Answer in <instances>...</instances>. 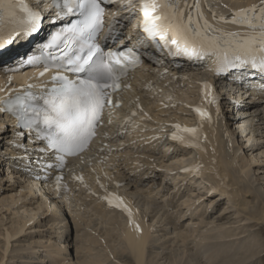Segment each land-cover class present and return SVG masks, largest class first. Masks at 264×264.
<instances>
[{
	"label": "bare ground",
	"instance_id": "6f19581e",
	"mask_svg": "<svg viewBox=\"0 0 264 264\" xmlns=\"http://www.w3.org/2000/svg\"><path fill=\"white\" fill-rule=\"evenodd\" d=\"M212 1L216 2L217 0ZM220 1H222V5L224 4L220 9L222 11H228L231 8H236L237 4L239 5L237 8H243L245 5L248 6L252 2L258 0ZM206 2L207 0H200V5L204 15L209 18L210 7H208ZM192 3L193 0H188L189 5H191ZM181 6H183V0H181ZM215 7H218L217 3ZM221 10L218 9V11ZM185 15L187 16V10L185 11ZM193 15L195 18L196 14L194 13ZM210 19L214 21L212 17H210ZM192 81H194V79L185 82L186 84H190L192 83ZM6 83L7 82L4 79L0 80V95L3 92L2 87H5ZM180 109H186V106L184 105ZM163 113H165V111L159 113V115H162ZM237 114L238 118L232 119L233 122L245 120L247 118H250L251 121H257L255 126L253 127V138L245 139L244 136H241V141L237 140L236 137H238L239 135L236 134V132L239 133L238 129L227 130L223 126L221 119H215L211 125L208 126L207 124H205L206 131L204 133V136L200 139V144L193 145L195 147V150L193 151L194 153L184 150V147L173 148L171 149L172 152L170 154H172V157L174 159L171 160L172 162L166 164L165 166L163 164L164 160L167 157L169 158V156H167L168 154H166V151L162 153H160L158 150L157 152H144L143 161L145 168L147 169L142 171L141 173H137L134 178H129L130 184L138 186L143 185V189L145 187V190L147 191L145 192V195H142V186L138 188L139 193L134 191H126V194L128 195L131 203H134V196L132 195H135L137 193L140 194L141 199L144 197H151L155 200H163L164 202L165 200L162 197L168 194L165 199L169 197L167 199V202L170 204V207L167 206V209L161 208L158 210L160 211L163 209V215L167 214L170 216H167L169 218H175L176 214H180L178 218H181L183 217L182 214H186V216L188 214L192 215L193 213L195 214L200 210L202 211V213H205V211L206 213H209V210L212 209V215H209L206 218L202 217V221L194 224V230L198 229V233L193 230V234H191L190 239L193 238L192 244H195L198 253L193 255L195 247L193 246L191 248V246L189 247V245H187L186 240L188 239V237L186 239L185 236L182 235V233L177 234L183 238V246H187V249L190 248L191 253L193 252L184 260L183 264H234V259H236V262L238 264H253L254 262V264H264V245L258 242V240L256 241L255 239L258 234H255L254 237L253 234H251V236L249 237L238 236V232L240 230H242L240 235H243L245 234L244 232H246V229H244L245 226H243V220L246 221V224L253 223L252 226H259L261 224H264V182H261L264 178H262V176H259V174H264V163L256 164V162H261L262 159L264 160V104L254 106L251 109V112H238ZM171 115L172 117L176 118L180 117L178 115H175L174 112H172ZM229 115L231 114L229 113ZM7 121L8 120L6 116H2L0 114V129H2L3 126L10 127L9 129L6 128L0 131V168L6 170V172L8 171L9 175H11L9 177L16 179V181H19L21 184L14 181L19 185L13 186L11 184H8V182H1L0 180V189L8 188L10 192L8 196H5V192L0 193V196L2 197L0 204L4 205L7 208L8 212L14 214V217H12V226L10 228H6L5 232L2 234L3 246L2 255L0 258L1 263H6L7 259L10 257L9 254H11L13 239L18 238L19 236V239L22 236H29L26 234L32 233L30 231L32 227L35 226L37 222L41 220L45 221L47 218V221L45 222L49 224V229H51V231L47 230V235H49V237L44 239L37 238V240L29 241L28 245L33 244L34 242L41 244V247L43 246L44 248V250L42 251H46V258H49L48 262L53 261L55 257H59L62 254L65 255V252H67L68 254L65 255V258H71V262L66 263V261H63V264H80V260L78 258L77 260L76 257H74V254H69V245L71 239L69 237V221L67 222L68 215L65 212L67 209L63 206L57 205L54 202L51 203L52 200L47 201L43 199V197L37 198L36 194H46L44 193L46 187H40L39 183L37 184L33 180L25 178L20 171H16V169L14 168V164H11L13 153L9 152V141L12 137L14 128L11 126V124L7 123ZM235 126L237 128L239 127L241 131L243 130V128L246 129L245 125H242L241 123L236 122ZM253 139L255 143H253ZM249 143L251 144L250 146L248 145ZM196 157H198V159H201L205 163V167L200 171V176H194V173L188 171L182 172V169L191 164L192 160ZM154 158L155 160H153ZM157 160L158 162H156ZM159 167H165L167 171H169L170 169L181 171L178 172L179 174L177 176H173L172 178V180H174V186L163 184L162 189L165 190L167 188V190H169L168 192L157 190L161 187V185L159 186L157 181H155L154 176H160V174L158 173ZM149 175L151 176L149 177ZM193 178L200 179L201 181H195ZM204 179H208L210 186L205 187V193H199L198 187H201L203 189V192L205 190L203 187L204 184H202L203 181H205ZM182 180L185 181V183L183 184L187 186H190L194 183L197 184V187H195L193 190L194 192L190 195L191 197L188 196L187 199H184V196L189 193L184 190L185 187L182 184ZM11 182H13V180ZM16 187L17 189H15ZM196 191L198 194L196 193ZM207 193L209 194L207 195ZM212 193H214L213 196L217 195L220 199H224V201L226 200V204H223L227 206L225 207L224 205L223 212H230L231 210H233L234 214H237L236 216L240 214L247 215L245 219H242L245 217L244 215V217H242L240 220L243 227H239V230L237 228V231L235 230V228V232L233 231L234 233L229 232L223 235V229L226 227V222L223 225L220 223L221 221L219 220L222 218L221 215H219L216 219V212L218 210L215 209L216 205H213L220 199L218 198L213 200L211 197L208 198V196ZM180 194H184V196L179 198L178 195ZM67 198L68 200L70 199L69 197ZM89 200L91 199L89 198ZM142 200L140 202H142ZM212 201L214 203H212ZM147 204L149 206L144 207L145 211H143L142 208L139 207L140 205H134L132 207L130 204L131 215H129V213H125L123 216L124 220H121L123 218L121 214L115 211V209H110L108 206H106V204H104V201L102 200H100V203H93L88 206L90 208L95 205L99 208L100 213L101 210H104L106 212L112 211L113 213L121 217L119 218L121 227L118 225V223H115V221L110 225L113 226L112 230L116 231V233L118 232L119 234L120 231V243L122 244L123 250L128 254L120 255V252L119 256H117L115 245L106 246L105 244H108L109 241H107L105 237H102L100 239L102 240L101 243L98 237L92 236L91 234H87L84 237L83 242L86 243H84L85 245L76 244V252H79V250L81 249L84 252L85 256H87L86 249L92 251L94 249L93 247H96L95 245L93 247H87V244L91 243L92 241L91 237H93V239H96L94 242L98 241V249L99 252L102 253V255L96 257L87 256V262L84 260L86 264H115L110 260L112 256L113 259L117 258V260H120L121 263H124L122 262V260H124L126 264H147L150 253V246L153 249L161 250L160 252L150 253L151 256L154 257H159L164 252H169L166 251V249H170L172 247V243L170 242V240L165 239V234L156 236L153 235L155 231H158L155 230L157 229L156 226H158V221L154 219L152 223H149L147 214L150 211V208H153L156 211L157 209L153 207L154 202H152V200L147 201ZM219 205L217 207L221 206ZM69 209L73 211L74 207L71 206ZM173 210H175L176 213H173ZM83 213L84 211H80L78 216H81V214ZM149 213L150 214L148 215L153 216L151 212ZM232 216L233 215H231V217ZM108 217L115 219V216L113 215H108L105 218L109 220ZM38 218L40 219L37 220ZM76 218L77 217L75 216V220ZM78 219L81 223V217L77 218V220ZM35 220L37 221L34 222ZM216 220L219 221L217 222V224ZM90 221H93V219H90ZM173 221L175 220H172V223ZM54 225H57L58 229H56ZM137 225L139 227H137ZM86 226H88V223H86ZM174 226L179 227L178 223L174 224ZM78 228L79 227H76V232L78 231ZM226 228L230 230L228 227ZM26 231L28 232L26 234H23ZM105 231L108 235H110L108 232L109 229H106ZM52 234L53 237H51ZM102 235L103 234L100 233L98 234V236ZM224 237L225 239L220 240ZM113 242H115V239L113 240ZM155 242L156 244H153ZM41 247L37 248L34 245L32 247L33 252L28 251L24 256H20V258L24 259V264H34L38 257L37 254H39L40 250L42 249ZM240 250H245L247 253H249V255L246 256L247 254H242L241 256ZM201 253L207 254V256L205 257L204 254L200 255ZM256 256H258V263L257 259L255 258ZM254 259H256V261H253ZM108 260H110L111 263H107ZM173 264L180 263L175 260Z\"/></svg>",
	"mask_w": 264,
	"mask_h": 264
},
{
	"label": "snow or ice",
	"instance_id": "6c2138e0",
	"mask_svg": "<svg viewBox=\"0 0 264 264\" xmlns=\"http://www.w3.org/2000/svg\"><path fill=\"white\" fill-rule=\"evenodd\" d=\"M52 3L57 9L56 19L79 18L51 34L41 47L58 51L59 55L49 51L48 59L64 72L75 74V78L58 71L52 77V87L44 89V94L37 96L28 91L3 103L4 110L17 117L18 127L29 130V134L34 131L37 140L46 142L39 151L48 152L63 163L65 155H75L88 147L103 122L106 104L112 103L110 90L119 89L120 76L138 57L131 49L105 53L94 42L104 24L103 0H52ZM142 11L143 31L161 49L174 46L177 55L217 51L220 54L218 73L228 68H249L264 73V0L232 13L233 22L250 29L244 36L214 28L204 17L200 0H193L191 5L183 0V6L181 0H144ZM42 19V12L34 10L26 0H0V48L21 35L37 32ZM37 59L29 57L27 62L32 64ZM48 70L46 66L44 72ZM32 87L29 85V89ZM210 87L205 84L206 96ZM196 112L201 118H211L201 107ZM184 131L193 136L197 134L196 128ZM17 135L24 137L25 132Z\"/></svg>",
	"mask_w": 264,
	"mask_h": 264
},
{
	"label": "rangeland",
	"instance_id": "374dc122",
	"mask_svg": "<svg viewBox=\"0 0 264 264\" xmlns=\"http://www.w3.org/2000/svg\"><path fill=\"white\" fill-rule=\"evenodd\" d=\"M6 128L9 129L10 127L9 126H3L2 129H0V131L3 130V129H6ZM258 163L263 164L264 163V160L262 159L261 162H256V164H258ZM160 173H165V172L161 171ZM9 176H11V175H9L8 171L6 172V170H3L2 168H0V180H1V182L2 181H5L6 183L8 182V184H11L13 186L19 185V184H17V183H20L19 181H16V179L10 178ZM16 176H18V175H16ZM163 176H165V175L163 174ZM259 176H262V178H264V174H259ZM12 180H13V182H11ZM14 181H16L17 183L14 182ZM261 182H264V179H262ZM203 187L205 189V185H203ZM194 188L195 187L193 185H190V186L187 187V189H188L187 190V193H189V194L185 195L184 196V199H187L188 196L191 197L190 195H191V193L194 192L193 191ZM200 188L201 187H198L199 193L200 192L201 193H205L206 192V189L203 192V189L201 188V190H200ZM15 189H17V187ZM0 190H1L0 193H4L5 192V196H8V194H10L8 188L7 189L1 188ZM190 190H192V191H190ZM18 191H20V190H18ZM182 192H183V189H182ZM196 193H197V191H196ZM142 195H144V194H142ZM167 195H164V197H162L165 200V202L163 200L162 201L161 200H155L154 198H151V197H149V198L148 197H144V198H142L143 199L142 200L141 197H140V194H138V193L135 194V195L134 194L132 195V196L135 197L136 202L138 203V205H140V207L143 208V209H144V207H148L149 206L147 204V201H151L152 200V202H154L153 207L155 209H157L158 212L156 210H154L153 208H150L151 211L153 210V212L151 213L153 216H151L150 223H152L153 220L156 219L158 221V226H156L157 229H155V230H158V231L157 232L155 231V233H153V235L156 236V235L165 234V236H164L165 239L166 240H170V242L172 243V247L170 249H166V251H169V252H167V253L164 252L159 257H157V256H155V257L154 256H151L150 253H152V252H160L161 250H159V249H153L150 246V250H149L150 253H149V258H148L147 264H173L175 260H177L180 264H183L184 260L189 255H191L193 252H194L193 255L196 254V253H198V250L196 249L195 244L194 243L192 244L193 238L190 239L191 234H193V230L195 228V225L194 224L197 223V222H199V221H202V217L206 218L207 216L213 214L212 213L213 211L212 212L209 211V213H206V211H205V213H202L201 210L198 211V212H196L195 214L193 213L191 215L192 217H190V218H187V217H189L188 215H190V214H188L187 216H186V214H182V216H186V218H187V219H185L183 221L184 225L181 226V227H179L178 229H174V228H172L171 224H169V220H168L167 214L163 215V213H162L163 212V209L160 210V211L158 210V209H161V208L167 209V206L170 207V204L167 202V199L169 197H167L165 199V197ZM218 198L219 197L214 196V199H218ZM1 200H2V197L0 196V201ZM141 200H142V202H140ZM223 201H224V199L219 200V204L221 206L219 205L220 208L216 206L215 209H219V211L216 214V219H217V217L219 215H221L222 218L221 217H219V218H221L223 220L220 219L219 220V221H221L220 223L223 225L226 222V227H228L230 229V230H228L225 227L223 229V235H224V234H227L229 232L230 233H234L235 230L237 231V228L239 230V227L242 226V223H241L240 220H241L242 217H244L245 214L244 215L243 214H240V215L236 216L237 214L235 215L233 210H231L232 212L231 211L230 212H228V211H224L223 212V208H224V205L226 204V200L224 202ZM212 203H214V202L212 201ZM223 203H225V204H223ZM226 206L227 205H225V207ZM96 210L98 212L99 208L96 209ZM172 212L173 213H176L175 210H173ZM75 213L76 214H74V215H72L71 213L67 214L68 215L67 216V222L69 221L68 222V224H69V234H70L69 237L71 239L70 245H69V254H74V257H76V259L78 258L80 260L79 261L80 264H86L84 262V260L87 262V256L88 257L89 256L96 257V256L102 255V253L99 252V249H98V243H97L98 241L97 242H94L96 239H93V237H91L92 241H91V243H88L87 244V247H93L94 245L96 247H93L94 249L92 251L86 249V255L87 256H85L84 252L81 249L79 250V252H76V244L83 245L85 243V242H83L84 241V237L87 234H91L92 236L98 237L99 240L102 237H105L106 240L109 241L108 244H105L106 246L107 245H115L116 246L117 256H119V253L120 252H121L120 255H122V254H128L127 252H125L123 250L122 244L120 243V239H121L120 238V231H119V234H118V232L116 233V231H113L112 230L113 226L110 225V224L114 223V221H115V223H118V225L121 227L120 219H119L121 217L119 215H116L112 211L106 212L104 210H101V213L98 212L97 215L94 214L93 212H89V211L84 212L83 214H81V216H78V214L80 213V211H77ZM75 215H76L77 218L81 217V220H82L81 223H80L79 219L77 220V218H76V221H75V219L73 220V217ZM108 215L115 216L114 217L115 219L108 217L110 221L107 220V218H105V217L108 216ZM179 215L180 214H176L175 217L178 218ZM231 215H233V216L231 217ZM12 217H14V214H12L11 212H8L7 211V208L4 205H1L0 204V220H1V222H0V258H1V255H2V246H3V237H2V234L5 232V229L6 228H10L12 226V224H13ZM213 217H215V216H213ZM246 217H247V215H245V217L242 218V219H245ZM39 219L40 218H38L37 220H39ZM90 219H93V221H90ZM178 219H180V218H178ZM37 220H35L34 222H36ZM45 221H47V218H46ZM45 221H42L41 220V221L37 222V224L35 226H33L32 229L30 230L32 233L26 234L28 231H26L25 233H23V234H26V235H29V236H26V237L22 236L20 239H19V237H20L19 236L18 238H15V239L12 240L13 246L11 248V254H9L10 257L7 259L6 263H4V264H24V262H23L24 259L20 258V256H24L28 251H32V247L34 245L37 248H40L41 247V244H38L36 242H34L33 244H29V245H28V242L29 241H32V240H37V238L44 239V238H48L49 237V235H47V230H50L51 231V229H49V224L47 222H45ZM219 221L216 220V224ZM242 222H243V226H245L244 229H246V232L243 231L245 234L240 235L241 234V231H242V230H240L238 232V236L239 237H241V236H248L249 237V236H251V234H253V237H254L255 234H258L256 236V238H255L256 241L258 240V242H260V243H262L264 245V224H261L259 226L258 225L252 226L253 223L252 224H246V221L245 220H243ZM86 223H88V226H86ZM174 224H177V223L174 221ZM54 227L56 229H58L57 225H54ZM76 227H79L77 232H76ZM106 229H109L108 232H109L110 235H108L106 233V231H105ZM194 231L196 233H198V229L197 230L195 229ZM99 233L100 234H103V235L102 236H98ZM181 233H182V235L185 236L186 239L188 237V239L186 240L187 245H189V247L191 246V248L193 246L195 247L194 248V251L192 253L190 251V248L187 249V246H183V244H184L183 243V238L180 237L179 235H177V234H181ZM51 237H53V234H52ZM112 237H113V239H112ZM179 237H180V239H179ZM89 239H88V241H89ZM114 239H115V242H113ZM223 239H225V237L222 238V239H220V240H223ZM100 242L102 243V240H100ZM153 244H156V242L153 243ZM176 245H178V246H176ZM157 247H159V246H157ZM41 248L42 249L40 250V253L37 254L38 257H37V259H36V261H35L34 264H63L62 263L63 261H66V263L71 262V260H70L71 258L70 259L69 258L68 259L65 258V255L68 254L67 252H65V255L62 254L59 257H55L53 259V261H51V262L49 261L48 262L49 258H46V256H47L46 251H42V250H44L43 246ZM203 254L204 253H201L200 255H203ZM242 254L243 255H246L247 254L246 256L249 255V253H247L245 250H240V255L242 256ZM204 255H205V257L207 256V254H204ZM255 258L257 259L258 256H256ZM256 259H254L253 261H256ZM109 262H110V260L107 261V263H109ZM122 262H124V263H121L120 261H119V263H116V262H114V263L115 264H126V262L124 260H122ZM204 263H205V261H204ZM233 263L234 264H238L236 262V259H234ZM257 263H258V259H257ZM0 264H2L1 261H0Z\"/></svg>",
	"mask_w": 264,
	"mask_h": 264
}]
</instances>
